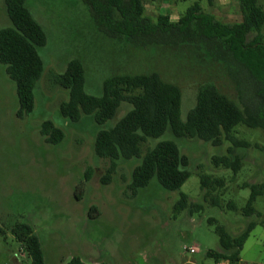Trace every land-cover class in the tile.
I'll return each instance as SVG.
<instances>
[{"label": "rangeland", "instance_id": "obj_1", "mask_svg": "<svg viewBox=\"0 0 264 264\" xmlns=\"http://www.w3.org/2000/svg\"><path fill=\"white\" fill-rule=\"evenodd\" d=\"M196 3L224 24L243 21L238 0H213L212 5L206 0L145 2L153 21L167 15L173 22ZM26 4L47 35V45L39 49L46 71L35 90L34 112L20 119L16 86L0 65V227L8 233L0 238V264H30L10 234L20 223L38 236L46 264H69L73 258L86 264H215L206 258L207 252L220 250L209 219L234 237L249 223H257L240 258L245 264L264 262V195L254 204L261 217L241 214L251 196V190L243 186L264 183V131L236 129L238 138L250 144L238 152L243 162L237 176L212 164L213 157L228 154V143L216 148L197 140L180 141L169 133L150 141L143 153L161 142H175L189 158L192 175L179 191L167 192L154 179L134 196L129 185L141 160L120 162L112 182L103 185L111 164L94 155V136L100 128L90 117L78 125L65 120L60 105L67 100V92L54 82L75 59L84 63L85 90L95 97L103 94V83L112 76L157 73L180 87L181 117L186 121L205 84H214L240 104L237 83L229 72L200 48H142L112 40L95 26L81 0H26ZM259 4L264 8V0ZM10 26L0 0V32ZM262 34L264 38V29ZM130 110L122 104L105 129L113 128ZM47 121L65 132L62 144L49 145L42 137ZM89 170L93 173L87 181ZM201 173L224 180L225 187L215 193L224 209L204 202ZM181 194L192 204H202L204 210L175 217L173 208ZM230 202L238 212L226 208ZM92 208L96 210L91 212ZM191 248L197 252H188Z\"/></svg>", "mask_w": 264, "mask_h": 264}, {"label": "trees", "instance_id": "obj_2", "mask_svg": "<svg viewBox=\"0 0 264 264\" xmlns=\"http://www.w3.org/2000/svg\"><path fill=\"white\" fill-rule=\"evenodd\" d=\"M3 1L11 26L0 32V65L5 67L7 76L16 86L20 106L18 118L24 119L35 110V90L46 71L39 49L47 45V35L27 7L26 0ZM81 1L90 11L95 26L112 40L142 48L191 46L203 49L237 83L240 101L237 103L214 84H205L199 89L196 106L183 121L180 87L166 82L159 74L112 76L104 81L103 94L95 97L85 90L84 63L78 59L70 61L66 71L54 80L67 92V100L60 105V114L74 125L90 117L100 128L94 136V155L111 164L103 185L112 182L120 162L137 159L141 164L133 170L129 185L134 196L154 179L167 192L179 191L192 173L189 158L182 154L177 144L161 142L143 153L148 142L167 133L180 141L197 140L216 148L230 144L228 154L213 157L212 164L237 176L243 162L238 152L250 148V144L238 138L236 129L244 126L264 131V8L259 0H238L243 21L233 25L217 21L204 12L199 3L173 22L167 15H160L157 21L148 17L146 0ZM206 1L210 5L213 3V0ZM122 104L130 106L131 110L113 128L105 129ZM41 135L52 146L62 144L66 138L65 132L52 121L42 125ZM92 173L89 170L86 174L87 181ZM200 181L204 202L223 208L220 195L215 193L225 187L224 180L201 173ZM243 187L251 190V196L241 214L247 218L261 217L254 204L264 195V183ZM226 208L239 211L233 202ZM94 210L92 208L91 212ZM203 210L202 204H192L185 194H181L173 208L175 217L186 211L195 215ZM208 223L215 226L220 250L207 252L206 258L215 264L240 263L241 252L258 224L249 223L244 232L234 237L215 219H209ZM10 234L21 245L30 264H46L40 240L29 225L20 223L10 229ZM7 235L0 227V238ZM69 264L86 263L73 258Z\"/></svg>", "mask_w": 264, "mask_h": 264}, {"label": "crops", "instance_id": "obj_3", "mask_svg": "<svg viewBox=\"0 0 264 264\" xmlns=\"http://www.w3.org/2000/svg\"><path fill=\"white\" fill-rule=\"evenodd\" d=\"M263 248H264V245H263ZM221 264H227V262H222ZM238 264H245V263H243L242 261H240V263H238ZM252 264H264V262H253Z\"/></svg>", "mask_w": 264, "mask_h": 264}, {"label": "built area", "instance_id": "obj_4", "mask_svg": "<svg viewBox=\"0 0 264 264\" xmlns=\"http://www.w3.org/2000/svg\"><path fill=\"white\" fill-rule=\"evenodd\" d=\"M188 252H190L191 254H195L196 252H197V250L196 249H194V248H191V249H189V251Z\"/></svg>", "mask_w": 264, "mask_h": 264}]
</instances>
